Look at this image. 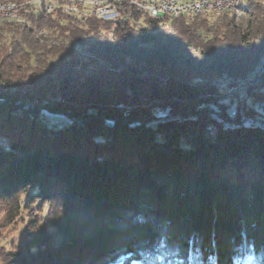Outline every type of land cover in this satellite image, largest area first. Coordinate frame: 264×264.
<instances>
[{
	"label": "trees",
	"instance_id": "trees-1",
	"mask_svg": "<svg viewBox=\"0 0 264 264\" xmlns=\"http://www.w3.org/2000/svg\"><path fill=\"white\" fill-rule=\"evenodd\" d=\"M0 1L26 5L0 21V206L49 208L0 264H264V91L227 98L264 84V0L178 18L121 0L116 21Z\"/></svg>",
	"mask_w": 264,
	"mask_h": 264
},
{
	"label": "rangeland",
	"instance_id": "rangeland-1",
	"mask_svg": "<svg viewBox=\"0 0 264 264\" xmlns=\"http://www.w3.org/2000/svg\"><path fill=\"white\" fill-rule=\"evenodd\" d=\"M24 1L26 0H20V2H24ZM73 1L75 2L76 0H73ZM91 1L93 0H79V3H81L82 7H79L78 5H76V3L75 5L78 8H82L83 11L89 12L88 9L91 7L89 3ZM83 2L85 3V5H87L86 7L84 6ZM57 3H59V6L61 5L60 2H57ZM79 17L82 18V16H79ZM261 65H262L261 66L262 69H264V62ZM261 73H263V70L260 72V74ZM232 84L233 85L235 84L233 80H222V81L215 83V86L224 87L228 85L230 86ZM235 86L236 88H233L229 91L227 98L229 100L237 99V97H239L238 92H242L243 94L241 95L242 96L241 106L244 105V101L248 97V94L250 91L251 93L257 94V96L262 95L264 91L263 78L260 76L244 81L243 83H240V85L238 86L235 85ZM261 105L263 106V103H261ZM241 109L243 110V107H241ZM44 115L51 121H58V122L67 121L65 120V118L60 117V116H53L48 113H44ZM232 115L235 116L236 112L232 111ZM242 117H243V120L247 119L245 118L243 111H242ZM258 125L261 126L260 123H258ZM27 199H28V195L23 196V207ZM48 213H49L48 206L40 207L38 203H35V205H33L31 209L23 208L21 211V214L17 217V219L14 222L9 223L6 218V208L4 206H0V251L2 250L10 251L14 249L17 245H20L24 237L26 228L29 225L30 218L38 217L40 219L41 225H43L46 222ZM132 264H138V262H133Z\"/></svg>",
	"mask_w": 264,
	"mask_h": 264
},
{
	"label": "built area",
	"instance_id": "built-area-1",
	"mask_svg": "<svg viewBox=\"0 0 264 264\" xmlns=\"http://www.w3.org/2000/svg\"><path fill=\"white\" fill-rule=\"evenodd\" d=\"M49 3V12L51 13L55 10V2H59L57 0H47ZM217 5L216 7L225 5ZM86 7L85 3L83 2ZM91 7L88 9L89 12L83 11L75 5L68 6L65 5L64 12L74 11L79 16H90L96 17L97 19H103L105 21H116L118 18L116 17V10L118 8H112V5H105L103 2L98 0H93L89 3ZM131 5V2H130ZM89 7V6H88ZM140 12L147 14L152 18H160V17H170V18H178L183 16H189L192 11H202L203 7L201 2L196 1L195 3L190 5L189 7H181L180 5L173 3L172 1L166 0H142V6H134ZM238 10V8L235 6ZM34 14H37L36 9L34 10Z\"/></svg>",
	"mask_w": 264,
	"mask_h": 264
},
{
	"label": "bare ground",
	"instance_id": "bare-ground-1",
	"mask_svg": "<svg viewBox=\"0 0 264 264\" xmlns=\"http://www.w3.org/2000/svg\"><path fill=\"white\" fill-rule=\"evenodd\" d=\"M98 1L103 2L105 5H112V8H118L116 10V17L117 18L119 17L121 0H98ZM166 1H172L173 3H176L180 5L181 7H189L190 5L195 3V0H166ZM196 1L201 2L203 9L202 11H192L189 15H198V14H202L205 12H217V13L236 12V13H239V4L241 0H196ZM128 2L129 4L131 2L132 6H142V0H128ZM224 2H227V3H225V5L223 6L216 7L217 5L224 4ZM45 6H46L45 10L49 12V3H46ZM235 6L238 8V10L235 8ZM23 7H26L25 3H21V4H18L15 2L2 3L0 1V21L20 22L21 21V10ZM59 7H62V9L65 10V5L59 6V3L55 2V9ZM67 13L78 15L74 11H67ZM100 20H103V19H100ZM41 33L43 34V32Z\"/></svg>",
	"mask_w": 264,
	"mask_h": 264
}]
</instances>
